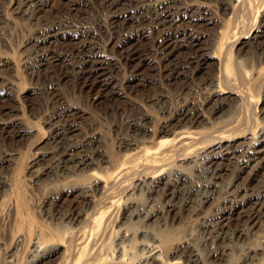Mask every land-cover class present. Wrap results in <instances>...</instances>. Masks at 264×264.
Returning <instances> with one entry per match:
<instances>
[{"label":"bare ground","instance_id":"1","mask_svg":"<svg viewBox=\"0 0 264 264\" xmlns=\"http://www.w3.org/2000/svg\"><path fill=\"white\" fill-rule=\"evenodd\" d=\"M207 2L228 4L233 11L245 15L251 8L250 0H22L23 17L29 22L32 21L36 27L33 39L28 42L34 47L32 55L33 59H36L35 65H30L32 71L35 72L36 67L45 65L48 61L60 63L73 71L76 88L80 92L86 90L93 95V104L97 105L105 99H115L118 96L111 88L114 79L112 72L108 70L110 68L106 66L109 59L106 51H119L121 58L130 65L128 81L140 82L146 81L148 77L143 70L150 64L147 60L150 50L164 65V83L181 90L191 85L190 78H193L195 73L203 75L211 71L213 73L207 75L205 81H201L203 88H200V91L210 93L206 101L215 100L216 97L222 99L220 94L224 93L223 86L228 84V87L234 90L231 92V99L248 114L231 122L233 127L239 129L231 137H248L252 134V143L240 146L228 141L219 145L221 150L203 149L193 161L194 173L189 180L182 176V163L176 164L177 159L182 161L203 147H198L199 145L206 146L213 139L200 142L205 131L199 129V125L206 116L200 106L189 102L188 92L185 94L187 102L174 113L171 112L158 133H154L148 126L147 117L126 119L129 120L128 132L126 136L121 137L119 143L120 158L115 162L109 182V198L116 202L120 199L121 192L115 193V190L129 188V198L135 197V193L140 191L147 193L150 203L160 202L162 206L156 207L157 209L150 210L142 205L143 203H139L135 207L138 208L136 211H129L131 217L136 219L135 222H143L140 231L144 232L147 238L153 234L146 226L152 219L164 221L172 231L177 220L185 212L201 218L199 240L187 245H177L169 252L177 258H172L171 254L166 255L163 248L165 236L162 239L152 236L153 240L149 243L140 241V264H264V238L257 244L248 240L252 228L264 218V128L258 133L256 126L249 125L251 111L249 113L250 97L246 93L248 81H232V73H240L231 71L232 50L228 47L226 49V42H223L222 37L215 36L211 42H207L200 34L196 36L194 31L186 32L188 26L194 30L206 23L208 17L202 6H208ZM54 4L60 5L61 8L55 9ZM92 7L109 14L110 27L117 32L121 40L110 38L105 47L98 42L96 32L86 24L88 9ZM179 12H183L184 16H177ZM143 17H148L152 26L162 32L158 41L147 50L141 45L143 37L135 34L137 32H132V29L140 25ZM101 26L99 23V27ZM252 38L255 40L254 52L261 65L264 62V22L261 30ZM239 43L241 47L245 44L243 41ZM7 61L0 59V70L7 66ZM193 65H196L195 72L189 73L186 68ZM216 69L218 71L214 72ZM57 81H62V77L57 78ZM190 91L199 93L196 89ZM3 97L0 94V129L12 133L13 137L16 134L23 135L25 131L22 124L6 122L13 116H10L13 107L10 109L8 103L5 105ZM50 102L54 109L48 121V148L44 152H38L35 172L39 180L45 174L47 177H55L54 180L58 183L55 185V191L48 196L47 215L67 229L64 239L67 245L64 248L69 249L75 234L80 232L71 226L81 222L84 215L82 207L87 203V199L93 196L96 183L84 186L79 191L74 184L69 185L70 188L66 190L58 189V185L79 173L91 174L98 180L96 172H91L94 169L93 164L109 163L110 159L103 153L100 136L94 125L87 123L81 126L78 121L81 113L63 102L56 90ZM209 109L210 114H218L223 112L224 107L222 103H213ZM262 114L263 120L264 111ZM156 134L166 138L156 142ZM219 140L224 142L225 138ZM4 161H11L10 155L1 154L0 166ZM167 166L168 169L173 167V170L168 172V176L163 180L161 175ZM7 168L10 170V162ZM5 177L0 173V185L4 191L8 187ZM94 202L96 203V200ZM25 203L26 200L21 195L11 204V208L18 215ZM90 219L85 217L86 222ZM70 229H73L74 233L68 231ZM33 232L34 230L31 232L29 227L22 225L18 230V233H21L18 242L21 243L26 237L30 238ZM86 233L92 234H89V231ZM120 238L124 243L135 239V235L126 232ZM154 250L161 253L153 254ZM60 251V243H51L37 235L32 243V253L27 264H45ZM123 251L124 248L121 247L117 252L119 255L116 256L118 260L112 264H124ZM14 255L16 253L11 256ZM131 261H134L133 257Z\"/></svg>","mask_w":264,"mask_h":264},{"label":"rangeland","instance_id":"2","mask_svg":"<svg viewBox=\"0 0 264 264\" xmlns=\"http://www.w3.org/2000/svg\"><path fill=\"white\" fill-rule=\"evenodd\" d=\"M212 3L207 2L208 6H202L203 12L208 17L206 23L197 29L194 28V30L188 26L186 32L193 33L194 31L196 36L200 34L207 42H211L210 40L215 36H221L223 42H226L224 43L226 49L228 47L232 50L230 56L231 71L240 73V75L232 73V81H248L246 93L250 97L249 113L251 111L249 125L256 126L257 132L261 133L264 128V117L263 120L261 119L264 111L262 109L264 106V62L260 65V60L254 52L255 40L252 37L261 30L264 22V0H250L251 8L246 12V15L233 11L228 4ZM53 7L58 9L60 5L54 4ZM23 8L22 0H0V59L8 60L7 66L0 70V94L4 96V104L8 103L7 106L10 109L13 107L10 114L13 116L8 117L6 122L22 124L25 131L23 135L17 136L16 134L13 137L12 133L0 129V155H10L11 158V161H4L0 166V173H3V176H6L5 178L8 180L6 191L0 185V263L27 264L32 253V243L37 235L51 243L61 244V251L45 264H112L118 260L116 256L119 255L117 252L121 247L124 248L122 253L124 264H140L142 260L138 261L139 242L149 243L153 240L151 239L152 236L161 239L165 236L163 248L167 256L172 255L169 252L177 245L197 242L201 218L188 212L180 216L172 231L170 226L164 224V221L154 219L148 221L149 225L146 226L153 231V234L147 238L146 234L140 231L143 222H135L136 219L134 216L131 217L129 211H136L138 208L135 207L139 203H143L142 205H145L147 209H157L162 206L160 202L152 201L150 203L147 193L140 191L135 193V197L129 198V188L125 190L117 188L115 193L121 192L120 199L113 202L109 198L111 192L109 182L115 162L120 158L119 143L128 132L127 121L129 120L126 119L147 117L149 119L148 126L154 133H158L168 116L187 102V97L189 102L200 106L206 116L199 125V129L205 131L200 142L212 139L213 141L206 146H204L205 144L199 145L198 147H203L182 161L177 159L176 164L182 163L181 171L184 173L182 174L184 178L189 180L193 176V161L203 149L218 148L221 150L219 145L228 143V141L238 143L240 146L250 145L252 134H249L248 137H231L239 131L238 128L233 127L231 122L239 119L240 116H248L246 112L241 110L238 103L231 99L233 95L231 92L234 90L229 88L228 84H224V93L220 94L222 99L216 97L215 100L206 101L210 97V93L205 92V90L200 91V88H203L201 81H205L204 78L213 73L211 71H207L203 75L195 73V76L190 78L191 85L181 89H187L185 91H181L174 85L164 83V65L156 59L155 54L150 50L147 53L148 57L146 56L150 64L143 70L146 77L149 78L147 77L146 81L140 82L128 81L130 76L129 63L121 58L119 51L113 53L106 51V55L109 56L106 66L110 68L108 70L112 72L111 76L114 79L111 88L117 92L118 96L115 99H105L97 105L93 104V95L86 90L80 92L76 88L77 83H75L73 71L66 69L60 63L48 61L45 65L36 67L35 72L32 71L30 65H35L36 59H33L32 55L34 47L28 42L33 39L36 27L32 21L25 20L21 13ZM92 8L88 9L86 24L96 32L98 42L105 47V43L110 38L118 41L120 38L117 32L110 27L109 14L104 10L102 12L95 7V9ZM182 13L179 12L177 16L183 17ZM99 23H101V27H99ZM153 28L148 17H143L140 25L132 29L133 33L137 32L135 34H140L143 37V42L141 41L143 49L151 48L161 37L162 32ZM240 41L245 42L242 47ZM195 69L196 65L186 68L189 73L195 72ZM217 71L218 69L214 70V72ZM59 77H62L60 82L57 81ZM66 77L69 78L66 79ZM191 89L199 90V93H191ZM54 90L57 91L63 102L70 104L81 113L82 116L78 117L81 126L90 123L96 127L103 153L110 159L109 163L93 164L92 168L94 169L91 172H96L98 180L91 174L79 173L58 185V189L66 190L70 188L69 185L74 184L77 185L76 190L79 191L84 186H91L96 183L93 196L88 198L87 203L82 207V214L84 215L81 222L71 226L80 232L75 234L76 237L74 236L69 249L64 248L67 245L64 240L67 229L65 230L57 220H52L47 215L48 196L55 191V185L58 183L54 180L55 177H47L45 174L39 180L35 172L38 165L36 163L38 152H44L48 148L46 144L50 136L48 121L54 109L50 98L54 94ZM187 92L189 95L185 97ZM229 95L230 97H228ZM213 103H222L223 112L210 114L209 107ZM1 109L2 107H0ZM159 136L156 134V142L166 138V136ZM219 138H225V141L221 142ZM146 145L152 146V144ZM8 162L11 164L10 170L7 168ZM171 162L172 160L168 164ZM172 170L173 167L168 169L167 166L161 178L166 179L168 172ZM3 186L5 187V183ZM21 195L25 198L26 203L21 206L19 212L17 210V215L11 208V204ZM86 216L91 218L87 222L85 221ZM22 225L29 227L30 231L34 230V232L30 238L26 237L19 243L21 233H18V230ZM68 231L74 233L73 229ZM86 231L92 234L88 235ZM126 232L131 233L132 236L135 235V239L121 242L120 237ZM250 232L248 240L253 244H257L263 239L264 218ZM14 252L16 255L12 257ZM156 253L159 254L161 251L154 250L153 254ZM131 257L134 258V261H131ZM171 257L177 258L175 255ZM10 260L12 261L10 262Z\"/></svg>","mask_w":264,"mask_h":264}]
</instances>
